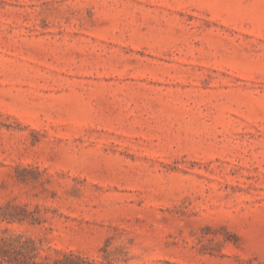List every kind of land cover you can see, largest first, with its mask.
Segmentation results:
<instances>
[{
    "label": "rangeland",
    "instance_id": "374dc122",
    "mask_svg": "<svg viewBox=\"0 0 264 264\" xmlns=\"http://www.w3.org/2000/svg\"><path fill=\"white\" fill-rule=\"evenodd\" d=\"M28 258L264 264V0H0V264Z\"/></svg>",
    "mask_w": 264,
    "mask_h": 264
},
{
    "label": "trees",
    "instance_id": "16d2710c",
    "mask_svg": "<svg viewBox=\"0 0 264 264\" xmlns=\"http://www.w3.org/2000/svg\"><path fill=\"white\" fill-rule=\"evenodd\" d=\"M5 246H10V243H7L6 242L4 243ZM33 264L29 261V258L28 259H23V261L20 263L19 260H17V263H12L11 261L9 260H6L3 264ZM83 264H96V263H93V262H88V261H82ZM53 264H62L60 261H56L54 262ZM65 264V263H64Z\"/></svg>",
    "mask_w": 264,
    "mask_h": 264
}]
</instances>
